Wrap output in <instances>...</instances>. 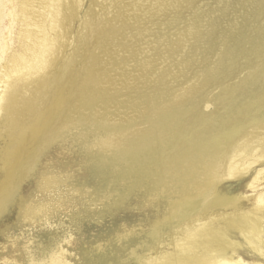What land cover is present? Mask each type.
I'll return each mask as SVG.
<instances>
[{
  "label": "bare ground",
  "instance_id": "bare-ground-1",
  "mask_svg": "<svg viewBox=\"0 0 264 264\" xmlns=\"http://www.w3.org/2000/svg\"><path fill=\"white\" fill-rule=\"evenodd\" d=\"M108 71L140 84L132 117L97 94ZM109 128L128 158L196 194L174 204L169 243L130 250L137 264H264V0H0V214L29 161ZM232 184L242 193L224 195ZM72 241L14 264H75Z\"/></svg>",
  "mask_w": 264,
  "mask_h": 264
},
{
  "label": "rangeland",
  "instance_id": "rangeland-1",
  "mask_svg": "<svg viewBox=\"0 0 264 264\" xmlns=\"http://www.w3.org/2000/svg\"><path fill=\"white\" fill-rule=\"evenodd\" d=\"M117 73L108 71L111 79L105 86L102 84L97 94L102 93L107 98L110 113L116 112L114 114L122 118L132 117L131 104L135 102L137 108H141L146 98L145 101L142 98L140 84L132 83L131 86L137 85L134 88L140 91L138 100L134 101L131 78H120ZM125 89H131L130 93ZM96 106L99 113H103L104 104L98 102ZM108 130L110 128L99 130L84 142L71 136L68 144L76 151H69L67 145L56 146L23 167L13 195L0 214V264L3 260L10 264L22 263L27 252H39L68 234H72L73 241L65 248L75 264H137L128 255L130 250L141 246L144 250H139L138 254H146L147 248L156 245L157 237L153 234H160L163 238L159 240L169 243L165 237L171 234L181 216L175 212L174 204L180 206V212H185L183 199L193 204L196 194L185 193L175 184L173 188L165 186L161 176H156L149 168V162L139 157L128 158L122 148L113 144ZM240 188L241 185H229L224 195L242 193ZM220 198H215V204ZM125 234H129L127 241L122 239ZM163 250L172 252L173 248L163 247ZM241 258L250 261L243 253Z\"/></svg>",
  "mask_w": 264,
  "mask_h": 264
}]
</instances>
